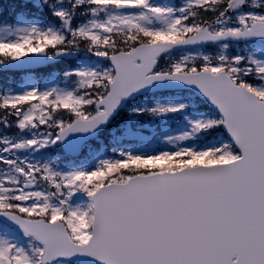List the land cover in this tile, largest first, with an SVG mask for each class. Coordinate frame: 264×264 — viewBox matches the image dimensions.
<instances>
[{
  "label": "snow or ice",
  "instance_id": "6c2138e0",
  "mask_svg": "<svg viewBox=\"0 0 264 264\" xmlns=\"http://www.w3.org/2000/svg\"><path fill=\"white\" fill-rule=\"evenodd\" d=\"M13 69L0 264H264V0L0 3ZM105 139L113 158L79 161Z\"/></svg>",
  "mask_w": 264,
  "mask_h": 264
},
{
  "label": "rangeland",
  "instance_id": "374dc122",
  "mask_svg": "<svg viewBox=\"0 0 264 264\" xmlns=\"http://www.w3.org/2000/svg\"><path fill=\"white\" fill-rule=\"evenodd\" d=\"M28 75H29V72H24V73H20L17 75L18 76V80L15 81V82H12V78L9 77V79L5 82H1L0 81V85H4L5 83L7 84V86H10L12 88H18V87H21L23 86L24 82L27 80L28 78ZM37 83H38V80L36 78H33ZM39 84V83H38ZM40 85V84H39ZM40 86H43V85H40ZM145 119V118H144ZM146 120V119H145ZM159 128V127H158ZM157 128V129H158ZM9 131H15V129H10ZM159 133V132H157ZM170 135H174L176 134L175 132H169ZM142 135L143 136H146V137H150L152 135V133H148V132H144L142 131ZM128 140H131V144L133 145L132 147H142L145 143L147 144V147L149 149H155L156 153L158 154L159 151H168V150H175L172 148V146L170 145H166L162 140H151V141H148V142H145V141H141L140 139H137V138H131V137H126L122 140L120 146L121 147H129L127 146L126 142ZM157 146H159L160 148H157ZM115 147L114 143L111 141V140H108V139H105V140H102L101 141V145L100 147L96 150V152L94 153V155L99 152V153H102L103 156H104V152L108 151L110 153H113V148ZM58 151V150H57ZM94 151V150H93ZM151 154V153H150ZM93 155V156H94ZM104 158H109V157H104ZM79 161H86L85 159L83 158H80ZM77 161V162H79ZM164 161H157L156 163L160 164ZM88 163V162H87Z\"/></svg>",
  "mask_w": 264,
  "mask_h": 264
}]
</instances>
